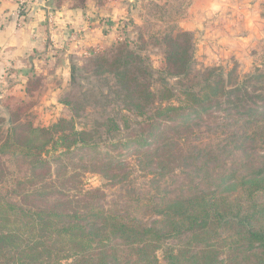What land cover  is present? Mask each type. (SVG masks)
Here are the masks:
<instances>
[{"label":"trees","instance_id":"1","mask_svg":"<svg viewBox=\"0 0 264 264\" xmlns=\"http://www.w3.org/2000/svg\"><path fill=\"white\" fill-rule=\"evenodd\" d=\"M191 37L164 35L158 66L127 39L72 64L48 128L21 123L45 73L3 99L0 264H264V75L194 74ZM67 156L111 189L70 186Z\"/></svg>","mask_w":264,"mask_h":264},{"label":"rangeland","instance_id":"2","mask_svg":"<svg viewBox=\"0 0 264 264\" xmlns=\"http://www.w3.org/2000/svg\"><path fill=\"white\" fill-rule=\"evenodd\" d=\"M58 2L77 8L89 5L93 12L106 15L102 19L105 27H111V30L119 27L115 39L109 46L106 44L104 48L102 46L91 48L80 54L72 52L71 65L83 66L94 55L110 53L114 48V42L127 39L131 42V49L145 55L151 64L158 66L164 50L162 37L167 34L190 33L194 74L207 69L222 71L225 77H228L229 83H238L254 74L264 75V0H58ZM141 37L144 43L140 40ZM49 53L44 61L47 67L40 71L48 76L43 78L38 86L34 84V97L25 100L21 98L26 104H33V107L22 115V124L48 128L60 119H68L71 116L67 114L63 103L71 101L79 91L71 88V77L63 75L69 68L68 65L66 69H61L57 76L50 74L56 63V59L54 60L56 50L53 49ZM192 80L196 78L192 77ZM81 82L84 89L88 87L86 81ZM156 85L158 87L159 84L154 83L153 87ZM7 96L19 98L4 93V98ZM222 116L223 114L217 112L206 114L203 118L213 122ZM8 129L9 126L6 125L3 131L6 132ZM134 154L136 153H130L122 161L134 162ZM62 164L68 168L69 175L76 174L70 186L77 185L86 190L103 189L107 192L113 184V181H108L100 173L95 172L91 165L79 162V157L67 156L62 160ZM52 168L55 169L56 164H53Z\"/></svg>","mask_w":264,"mask_h":264},{"label":"crops","instance_id":"3","mask_svg":"<svg viewBox=\"0 0 264 264\" xmlns=\"http://www.w3.org/2000/svg\"><path fill=\"white\" fill-rule=\"evenodd\" d=\"M87 6L77 8L62 5L58 0H32L24 12L23 27L19 28L17 5L0 0V116L7 115L4 93L20 96L23 83L34 75L41 76L40 71L47 67L44 61L49 51L56 50V63L50 74L57 76L68 65L63 75L70 77L72 52L80 54L112 43L119 27H105L102 19L106 15Z\"/></svg>","mask_w":264,"mask_h":264},{"label":"built area","instance_id":"4","mask_svg":"<svg viewBox=\"0 0 264 264\" xmlns=\"http://www.w3.org/2000/svg\"><path fill=\"white\" fill-rule=\"evenodd\" d=\"M17 5L16 15L18 18V27L22 28L24 23V12L26 8L32 3V0H10Z\"/></svg>","mask_w":264,"mask_h":264}]
</instances>
